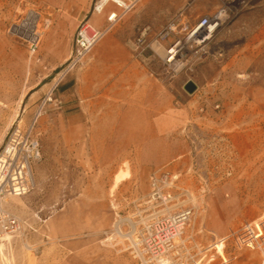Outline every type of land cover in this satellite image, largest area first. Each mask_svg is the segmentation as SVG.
<instances>
[{
    "label": "rangeland",
    "instance_id": "obj_1",
    "mask_svg": "<svg viewBox=\"0 0 264 264\" xmlns=\"http://www.w3.org/2000/svg\"><path fill=\"white\" fill-rule=\"evenodd\" d=\"M94 1L87 12L77 13L59 11L48 0H0V150L18 124L22 130L31 127V139L39 151V159L31 163L30 191L5 199V208L20 220V227L14 237L0 239V264H36L32 246L41 243L44 230L60 227L50 222L72 209L80 212L86 228L82 243L129 255L105 246L103 239L116 221L130 219L146 199L150 191L146 175L138 169L133 181L113 186L114 171L104 162L115 159L121 141L109 134L111 139L92 140L96 146H90L88 127L80 131L79 141L73 140L69 116L78 109L72 107L71 86L61 88L105 45L113 69L135 61L152 74L159 92L167 93L183 112L176 133L191 151L176 158V165L187 169L174 177L175 198L169 207L171 211L190 208L193 212L179 239L187 246L196 244L197 248L190 250L193 261L204 264L211 258L208 264H264V256L236 249L231 239L224 248L218 243L243 223L258 220L264 211V0H140L90 51L82 66L62 78L52 93L53 101L36 118L38 105L48 92L43 84L54 81L62 66L55 71L45 69L47 63L40 62L36 52L30 55L25 39L10 30L29 12L33 21L36 14L41 15L37 24L41 37L63 21L62 36L54 49L47 51L50 63L58 59L62 63L70 51L72 34L68 33H74L78 22L90 15ZM222 6L230 7L222 25L206 43H189L185 66L169 73L156 50L160 32L174 22L193 23ZM46 20L51 22L48 28ZM176 32L161 46L166 48L184 38V31L177 28ZM42 44L43 38L39 50ZM97 67L102 69L103 64ZM101 69L95 73L89 114L82 112L92 122L105 111H114L121 91L116 82L119 75L113 72L104 77ZM109 79L112 81L106 82ZM188 81L197 87L190 95L183 90ZM122 158L127 172L128 156ZM159 167L165 169L161 171L168 168L166 164ZM15 245L18 248L13 251ZM216 253L225 257L226 263Z\"/></svg>",
    "mask_w": 264,
    "mask_h": 264
},
{
    "label": "crops",
    "instance_id": "obj_2",
    "mask_svg": "<svg viewBox=\"0 0 264 264\" xmlns=\"http://www.w3.org/2000/svg\"><path fill=\"white\" fill-rule=\"evenodd\" d=\"M48 1L53 2L52 5L57 6L59 11L80 13L87 12L92 0ZM85 18L95 27H100L104 21L103 16L89 15L88 17L84 16L81 20ZM40 20L41 15L38 14V25ZM45 23L47 24L46 28H48L51 22L46 20ZM63 24V21L56 22L42 37L38 33L35 52L38 54L37 57L40 62L45 61L47 63L45 69L49 67L50 70L55 71L56 68L61 67L66 62L70 55L73 36L78 24L74 33L73 31L68 33L72 34L71 46L68 57L62 63H60L61 59L50 63L47 54V51L54 49L56 41L62 36L61 27ZM42 38V49L39 50L38 45ZM23 41L27 43L28 53L30 55L34 54L35 52L31 53L30 51V42ZM105 49L106 45L96 49L89 59L88 66L73 73L66 81L67 83H63L61 87L71 86V96L75 100L72 107L78 109L77 113H72L69 116L73 140L79 141L81 139L80 131L88 127L90 146H96L95 143L92 144V140L106 141L111 139L109 134H114L113 139L121 141L116 145H119L120 152H116L115 159L111 158L104 162L109 163L110 170L114 171L110 180L113 186L115 176L118 173L126 172V169L122 167V157L124 156H128V169L125 178L116 186L133 181V172L135 173L139 169L146 175V182L150 188V175L155 171L163 170L164 168L159 166L165 164L168 166L166 171L171 176L178 177L180 172L186 171L187 167H178L175 163L176 158L186 155L187 151H191L183 137H177L176 133L178 123L184 118L183 112L175 107L167 93L159 92V87L155 83V79L151 78L152 74L148 70L140 67L133 60H128L124 68L113 69L111 59ZM100 63L103 64L102 69L97 67V64ZM100 69L104 77H111L113 72H115V76L119 75L116 82L120 84L121 91L118 101L113 105L114 111H105L101 117H95L94 122H92L91 118L83 117L82 112L89 114L88 110L94 102L92 99L93 85L96 81L94 77ZM107 81L111 82L112 80ZM53 83L54 81L45 82L43 90L49 91ZM109 106L111 109L112 105ZM160 157H162V162ZM132 164L139 166V168L132 167ZM6 210L10 212L8 209ZM92 215L94 219V213ZM50 223L52 225L59 223L60 227H50V229L44 230L40 235L43 239L41 243L32 246L36 264H137L135 260L129 258V255L114 254L110 249L107 250L96 245L88 246L82 243L81 234H84L83 231L86 228L81 224L79 211L72 209L71 212L58 216ZM17 233H19V230L11 237H14ZM44 239L47 241L43 242ZM17 248L18 246L15 245L13 251H16Z\"/></svg>",
    "mask_w": 264,
    "mask_h": 264
},
{
    "label": "built area",
    "instance_id": "obj_3",
    "mask_svg": "<svg viewBox=\"0 0 264 264\" xmlns=\"http://www.w3.org/2000/svg\"><path fill=\"white\" fill-rule=\"evenodd\" d=\"M139 1H94L90 15L103 16V24L95 27L88 22L87 18L78 23L70 55L57 73L51 89L38 105L36 118L44 106L53 101L52 93L62 78L81 67L90 51ZM109 7L111 8L108 9ZM229 11V6H222L210 16H203L193 23L174 22L160 32L155 40V45L158 46H161V42L168 37L175 36L177 28L179 32L185 33L183 39H176L172 45L166 48L161 46L164 54L160 60L169 73L179 72V70L175 71L179 64L182 68L185 66L187 45L194 43L190 41L178 52H173V46L186 38L195 39L199 42L198 45L206 43L222 25ZM221 12L224 15L222 20ZM35 37V42L29 41L31 53L35 52L38 34ZM142 37L143 35L139 42L142 41ZM37 159H39L38 144L31 139V127L22 130L17 124L8 134L7 142L0 150V239L3 236L15 234L19 230L20 220L5 209V199L24 196L30 191L33 186L31 163ZM175 180L166 171L153 172L150 175V191L146 199L138 204L130 219L128 217L119 219L112 229L105 233L103 239L105 246L116 249L120 253H128L137 264H199L193 261L190 253L191 249L197 248L196 244L187 246L179 240L193 214L192 210L182 208L171 211L169 207L175 198L173 194ZM228 239H231L233 246L238 250L256 251L264 256V211L258 220L243 223L228 236L218 240V243L221 242L224 248ZM215 245L212 246L214 250ZM181 251L184 253L183 256L180 255ZM218 256L222 263H226L225 257ZM211 260L207 258L204 264H208Z\"/></svg>",
    "mask_w": 264,
    "mask_h": 264
},
{
    "label": "bare ground",
    "instance_id": "obj_4",
    "mask_svg": "<svg viewBox=\"0 0 264 264\" xmlns=\"http://www.w3.org/2000/svg\"><path fill=\"white\" fill-rule=\"evenodd\" d=\"M29 15H30V12L27 14L26 18L20 23V25L13 26L11 31L14 35H17V33H22L23 37L29 36L30 38H32L33 36L39 33L37 30L38 29L37 28L38 14H36V18H35L36 20L34 21L29 19ZM221 20H222V13H221ZM190 41H193L194 44L199 43L195 39L190 40V38H186L184 41H180L173 46V52H178V50H180L181 48H184V46L187 45ZM156 50L160 51L162 55L164 54V50L161 46H157ZM180 66L181 65L179 64V66H177L175 71L182 70V66L181 67ZM125 176H126L125 173H118L114 179V186H116L122 179H124ZM219 243L221 244V242Z\"/></svg>",
    "mask_w": 264,
    "mask_h": 264
},
{
    "label": "water",
    "instance_id": "obj_5",
    "mask_svg": "<svg viewBox=\"0 0 264 264\" xmlns=\"http://www.w3.org/2000/svg\"><path fill=\"white\" fill-rule=\"evenodd\" d=\"M12 28H11V30H12ZM11 33H12V31H11ZM17 36L25 39L26 41H30L32 43L36 41L35 36H33L32 38H30L29 36L23 37L22 33H17ZM196 88H197L196 85L194 83H192L191 81L186 82L185 85L183 86V90L189 95L192 94L196 90Z\"/></svg>",
    "mask_w": 264,
    "mask_h": 264
}]
</instances>
